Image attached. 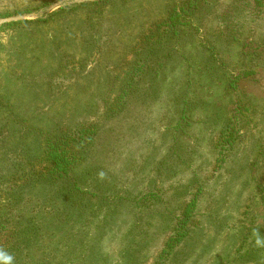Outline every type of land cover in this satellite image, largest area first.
I'll use <instances>...</instances> for the list:
<instances>
[{
    "label": "rangeland",
    "instance_id": "rangeland-1",
    "mask_svg": "<svg viewBox=\"0 0 264 264\" xmlns=\"http://www.w3.org/2000/svg\"><path fill=\"white\" fill-rule=\"evenodd\" d=\"M260 1L0 0V18L23 16L0 25V169L15 107L23 129L98 128L81 165L113 181L104 201L82 182L90 208L56 239V264H264ZM170 17L161 63L130 81L142 40ZM130 86L122 118H106Z\"/></svg>",
    "mask_w": 264,
    "mask_h": 264
},
{
    "label": "trees",
    "instance_id": "trees-1",
    "mask_svg": "<svg viewBox=\"0 0 264 264\" xmlns=\"http://www.w3.org/2000/svg\"><path fill=\"white\" fill-rule=\"evenodd\" d=\"M167 23H160L159 31L149 32L142 40L136 61L132 62L133 68L126 75L130 81L141 79L145 73L153 74L161 63L157 58L158 49L178 32L176 22L172 21L169 26ZM165 60L167 58L162 59ZM134 93L133 86L119 89L115 100L104 106L106 118L121 119L127 99ZM8 112L12 114L7 123H10L9 134L14 141L3 151L7 167L0 169V264H56L55 256L59 251L56 242L66 240L67 244L68 235L63 231L69 225L84 221L83 215L90 208V202L86 201L89 199L84 197L90 192L86 193L82 182L87 177L92 179L97 185L94 195L103 201L114 187L113 181L105 186L99 180L100 174L93 176L90 167L81 165L90 158L91 152L97 151L98 128L65 134L59 127L35 128L26 119L27 126L23 129L24 116L15 107ZM34 134L36 137L30 139ZM181 134H185L183 127ZM42 160L48 161L46 168L35 164ZM125 199L129 200L127 195Z\"/></svg>",
    "mask_w": 264,
    "mask_h": 264
},
{
    "label": "water",
    "instance_id": "water-1",
    "mask_svg": "<svg viewBox=\"0 0 264 264\" xmlns=\"http://www.w3.org/2000/svg\"><path fill=\"white\" fill-rule=\"evenodd\" d=\"M55 6V4H54ZM52 8V6L50 7ZM48 8V9H50ZM23 16H15V17H4V18H0V25L1 24H4V23H7V22H12V21H17V20H20Z\"/></svg>",
    "mask_w": 264,
    "mask_h": 264
}]
</instances>
